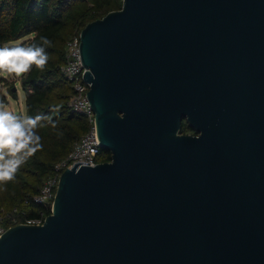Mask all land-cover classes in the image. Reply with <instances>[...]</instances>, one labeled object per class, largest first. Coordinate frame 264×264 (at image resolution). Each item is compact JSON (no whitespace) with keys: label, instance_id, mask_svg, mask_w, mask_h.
<instances>
[{"label":"water","instance_id":"1","mask_svg":"<svg viewBox=\"0 0 264 264\" xmlns=\"http://www.w3.org/2000/svg\"><path fill=\"white\" fill-rule=\"evenodd\" d=\"M81 56L111 161L67 169L0 264H264V0H123Z\"/></svg>","mask_w":264,"mask_h":264},{"label":"trees","instance_id":"2","mask_svg":"<svg viewBox=\"0 0 264 264\" xmlns=\"http://www.w3.org/2000/svg\"><path fill=\"white\" fill-rule=\"evenodd\" d=\"M122 6L123 0H0V47L30 36L25 45L38 43L41 36L51 41V47L46 48L49 60L45 70L33 66L21 78L26 116L41 118L37 134L43 147L20 168L16 179L0 190V211L17 208L19 222L40 215L42 207L33 197L91 127L86 117L69 107L74 92L61 73L66 43L89 23L121 10ZM10 91L17 99L13 88ZM110 161L111 153L100 149L97 162Z\"/></svg>","mask_w":264,"mask_h":264},{"label":"built area","instance_id":"3","mask_svg":"<svg viewBox=\"0 0 264 264\" xmlns=\"http://www.w3.org/2000/svg\"><path fill=\"white\" fill-rule=\"evenodd\" d=\"M86 68L81 56V32H76L66 43L65 63L61 67V73L72 85L73 96L69 102L72 112L83 115L91 124L88 133L75 143L71 153L55 166L54 175L50 177L39 193L33 197V201L42 207L38 217L19 222V210L0 211V238L6 231L17 225L42 226L47 217L52 214L54 200L62 174L67 169H72L75 164L80 166L95 167L100 153V141L97 138L95 127V113L88 101V92L91 85L85 81ZM9 225V226H7Z\"/></svg>","mask_w":264,"mask_h":264},{"label":"clouds","instance_id":"4","mask_svg":"<svg viewBox=\"0 0 264 264\" xmlns=\"http://www.w3.org/2000/svg\"><path fill=\"white\" fill-rule=\"evenodd\" d=\"M51 41L41 36L38 43L0 47V74L19 78L31 71L33 66L44 71L49 60L46 51ZM40 117H21L0 103V190L16 179L20 168L42 149L37 134Z\"/></svg>","mask_w":264,"mask_h":264},{"label":"rangeland","instance_id":"5","mask_svg":"<svg viewBox=\"0 0 264 264\" xmlns=\"http://www.w3.org/2000/svg\"><path fill=\"white\" fill-rule=\"evenodd\" d=\"M30 39L31 36L22 39L18 42L12 43L8 46L9 47L17 46V45L24 46L26 42L29 41ZM21 78L22 77L17 78L14 75L0 74V103L6 105L7 108L10 111H12L14 114L24 117L26 116V109H25L26 94L21 86ZM10 88H13V92L17 93L18 95L17 99H15L12 96Z\"/></svg>","mask_w":264,"mask_h":264},{"label":"flooded vegetation","instance_id":"6","mask_svg":"<svg viewBox=\"0 0 264 264\" xmlns=\"http://www.w3.org/2000/svg\"><path fill=\"white\" fill-rule=\"evenodd\" d=\"M181 131H180V134L181 135H185V136H193V137H196L198 136L199 134L196 133V131L189 125V122L187 120V118H185L182 123H181ZM186 129V132L184 133L183 130Z\"/></svg>","mask_w":264,"mask_h":264}]
</instances>
